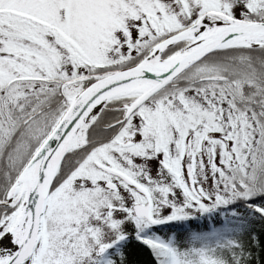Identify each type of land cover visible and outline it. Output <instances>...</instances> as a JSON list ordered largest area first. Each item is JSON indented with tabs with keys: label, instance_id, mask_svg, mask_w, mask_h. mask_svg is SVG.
Here are the masks:
<instances>
[{
	"label": "snow or ice",
	"instance_id": "1",
	"mask_svg": "<svg viewBox=\"0 0 264 264\" xmlns=\"http://www.w3.org/2000/svg\"><path fill=\"white\" fill-rule=\"evenodd\" d=\"M0 264H264V0H0Z\"/></svg>",
	"mask_w": 264,
	"mask_h": 264
}]
</instances>
